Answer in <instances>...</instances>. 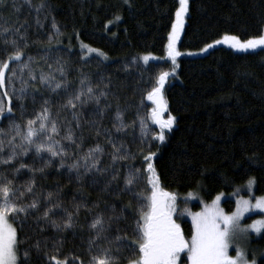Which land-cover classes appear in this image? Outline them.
<instances>
[{
    "label": "trees",
    "instance_id": "trees-1",
    "mask_svg": "<svg viewBox=\"0 0 264 264\" xmlns=\"http://www.w3.org/2000/svg\"><path fill=\"white\" fill-rule=\"evenodd\" d=\"M41 2L47 7L39 14V24L34 8L24 0H7V5L0 7V25H24L21 31H26L28 42L24 59L32 58L30 68L37 76L33 81L29 79V70L18 73L19 86L26 88L29 99L27 111L22 113L17 106L14 113L18 123L26 124L28 119L35 118L45 100L49 101L53 117L59 112L61 130L56 139L67 146L65 166L61 168L60 158H52L47 152L41 154L43 160L36 159L34 164V151L23 159L34 168L44 167V160L50 159L52 163L43 173L36 172L37 194L59 192L65 208L75 211L80 205V209L75 217L76 227L61 233L44 221H39L37 227L34 217L22 228L15 224L19 238L26 241L21 255L23 249L40 239L42 245L47 240L51 256L55 254L53 245L62 241L56 245L60 249L58 259L68 264H88L89 241L94 235L88 225L96 215H110L112 207L119 213L130 205L119 224L113 225L111 234L115 235L119 227L129 242L135 239L133 229L140 205L134 194L142 196L146 189L145 157L150 153L155 154L151 163L163 190L179 194L197 190L205 202H210L219 194H232L252 178L255 195L264 194V47L239 50L230 43H216L225 36H236L240 42L261 36L264 0H189L179 41L176 80L164 91V116L175 117L164 142L152 139L155 129L148 122L146 95L168 63H144L143 58L165 53L178 0H32L34 5ZM95 51L104 56H97ZM60 65L64 68L63 77L57 71ZM41 72H51L69 92L82 87L81 81H85V89L93 87L100 103L97 106L90 101L77 109L80 129L75 128L71 110H60L67 100L64 90L53 92L41 85ZM0 94L4 98L2 89ZM32 94L36 96L34 105ZM9 98L15 101V97ZM98 109L104 112L103 116ZM117 109L122 112L125 125L120 131L114 127ZM7 116L0 118L4 128L9 123ZM141 118L151 130L147 138L142 137ZM66 120L72 121L77 143L83 138L82 149L62 139L66 135ZM94 120L98 122L95 125L91 123ZM104 132H110L117 147L122 146L120 154L127 155L114 167L110 155L113 148L106 142ZM97 143L105 148L98 165L102 171L86 172L80 167L78 179L77 170L69 171L68 165L74 161L83 165L79 156ZM137 169L141 178L132 191H124L125 178ZM31 175L24 170L17 183L24 184ZM113 175L119 179L113 180ZM30 201L31 197L26 203ZM223 207L231 212L234 201L225 200ZM62 215L52 218L60 222ZM182 227L185 235H190L189 223L182 222ZM40 228L45 230L41 232ZM99 243L101 247L107 246L105 241ZM253 244L260 254L256 264H264V233L253 239ZM124 257L120 264H127L131 258L127 253ZM29 264H48V260L32 249Z\"/></svg>",
    "mask_w": 264,
    "mask_h": 264
},
{
    "label": "snow or ice",
    "instance_id": "snow-or-ice-1",
    "mask_svg": "<svg viewBox=\"0 0 264 264\" xmlns=\"http://www.w3.org/2000/svg\"><path fill=\"white\" fill-rule=\"evenodd\" d=\"M24 2L30 8H34L37 13L36 22L39 24V14L47 5L43 2L34 5L32 0H24ZM6 5L7 0H0V7ZM178 5L167 46L168 55L172 58L173 63H175V58L180 55L176 51L175 45L179 39L180 30L184 26L185 15L189 12V0H178ZM16 10L18 11V9ZM55 27L53 24V28ZM22 28L24 25H0V89L4 90L3 96L5 98L4 101H0V118H4L5 113H7L9 121L7 128L0 126V264H29L32 249H35L38 254L43 253L48 264H67L66 260L58 259L60 249L56 245L62 244V241H57L53 245L55 254L51 256L48 255L47 240L42 245L40 239H36L31 247L23 249L21 255V246L26 241L19 238L18 228L14 226L19 224L22 228L30 218L34 217L38 222L37 227H39V221H44L45 225L50 224L57 233L65 232L76 227L75 217L78 216L80 209V205L76 206L75 211H69L65 208L59 199V192H48L46 196L37 194L36 172L43 173L44 168L52 163L50 159L44 160V167L41 168H34L32 164L23 159L34 151V164L36 159L43 160L41 154L47 152L52 158L59 157L61 160L60 167L63 168L65 166L64 159L68 157V151L67 146L63 145L61 140L56 139L61 130L59 112L56 117H53L48 106V100L44 101L34 119H28L26 124L16 121L14 108L18 106L22 113L27 111L26 101L29 99V95L25 87L15 89V78L18 73L23 74L27 69L29 70V79L37 80L34 70L30 68V64L34 61L31 57H28L27 60L24 59L28 42L26 31L22 33ZM216 43H230L231 47L239 50L256 49L258 46H264V35L245 42H240L236 36H225L222 41ZM208 47H212V45H208ZM143 59L147 62L149 58L144 57ZM57 71L60 72L61 77L64 76L63 65H60ZM167 76V73L161 74L157 80V87H154L147 95V99L155 105L151 110L149 119L160 129L159 133L152 135V139L160 142L165 141V130L170 131L175 122V117L170 114L167 120L162 119L163 112L167 110V104L162 96V88ZM38 79L41 85H46L53 92L59 89L64 90L67 100L60 105V110H71L76 129L82 127L77 109L83 108L90 101H95L97 106L100 103L99 97L93 94V87L89 85L85 89V81L80 82L82 87L78 90L69 92L68 88L59 82L51 72H41ZM21 82L27 83L23 80ZM9 86L13 87L15 101L9 98L7 91ZM30 99L34 105L36 103L35 94H32ZM98 114L103 116L104 112L98 109ZM114 121V127L117 131L125 127L123 114L119 109L116 111ZM91 123L95 125L98 122L94 120ZM63 126L66 129V135L62 139L69 141L76 148L82 149L83 138L81 137V142L77 143L72 121L66 120ZM140 126L142 137L147 138L151 130L143 118L140 120ZM103 134L108 137L106 142L112 145L113 151L110 155L114 167L118 160H126L127 155L120 154L122 146L117 147L110 132ZM100 135L101 131L98 127L96 136L99 137ZM104 154L105 148L97 143L94 147L89 148L87 153L79 156L78 159L83 160L84 164L81 165L78 161H74L68 165L69 171L77 170L78 179L80 178V167H84L86 172L93 169L102 171L98 165L101 162L100 157ZM154 155L150 153L145 157L147 171L153 174L154 167L151 160ZM24 170L32 175L28 181L21 185L17 183V179L24 174ZM140 178L139 169L135 173L130 172L125 178L124 191H132L136 181ZM112 179L118 180L119 177L113 175ZM253 182L250 180L249 185ZM149 183L152 187L150 196L144 197L139 193L134 194L140 207L133 229L135 239L131 242L128 241L126 235L121 234L122 230L119 227H116L115 235L111 234L113 225L119 224L130 205L121 208L119 213L115 207H112L110 215L99 214L94 216L88 225L94 233L89 241L88 264H120L121 259L125 258V253L131 257L128 259V264H178V261L181 260V254L186 255L187 264H256L255 259L251 261L245 259L244 253L239 249H237L235 257L229 255L230 241L235 232L237 230L247 231V229L240 227V220L244 213L249 210L248 201H238L237 210L231 215H226L219 208V197L213 201L212 206H205L202 212L189 213L192 218V234L190 238H186L180 224L173 218L176 198L159 189L158 179L150 177ZM30 197L31 201L26 203ZM255 207L264 209V199L258 200ZM61 213L63 215L60 222L52 218L60 216ZM251 227L254 231L259 232L260 228L264 227V221H256ZM44 230V228H40L41 232ZM100 241H105L107 246L101 247Z\"/></svg>",
    "mask_w": 264,
    "mask_h": 264
},
{
    "label": "rangeland",
    "instance_id": "rangeland-1",
    "mask_svg": "<svg viewBox=\"0 0 264 264\" xmlns=\"http://www.w3.org/2000/svg\"><path fill=\"white\" fill-rule=\"evenodd\" d=\"M186 17H187V14L185 15V18H184V25H185ZM183 28H184V26H183ZM183 28L180 30L179 39L176 41V45H175L176 51H178L179 53H180L179 41H180V38H181V35L183 32ZM262 35H264V31H263ZM262 47H264V46H258L256 49L262 48ZM248 50H251V49H248ZM95 53L99 57L104 56L101 52L95 51ZM144 57L149 58L147 60V63H149V62L157 63V64L158 63L163 64L166 62L168 63V68L163 69V71L157 76L155 83H154V86H153V88L157 87V80L161 74H164V73L168 74V76L166 77L164 86L162 88V96H163V99L165 100V98H164L165 88L168 85H170L174 80H176L179 56H177L175 58V63H173L172 58H170L168 55V47H167L165 53L161 56L160 55H145ZM143 62L146 63L145 60H143ZM15 81H16L15 82V89L18 90V89H20L21 86H19V81H18L17 77L15 78ZM7 91L9 93V96L15 97L13 95V87L9 86L7 88ZM147 95H146V102L149 105L148 122H149L150 126H152L155 129V134H157L160 131L159 127L157 125L153 124L151 119H149L151 110L153 107H155V105H153V103L147 99ZM0 101H4V98L2 97L1 94H0ZM164 112L162 114V119L167 120V118H165V116H164V114H165ZM5 115H7V113H5ZM168 131L169 130L166 129L165 133H167ZM156 141H159V140H156ZM150 177L152 179H156L154 174L149 173L146 169L145 173H144V182L146 184V189L142 191V196H144V197L151 195L152 187H151V184L149 183ZM250 180L254 181V179L251 178L242 187L236 189L232 194H230V195L219 194L210 202H205L202 198V194L199 193V191H197V190L188 192L186 194H179L176 192L163 190L162 187L160 186V184L159 183L158 184H159V189L161 191L167 192L176 198L175 199V211H174L173 218L176 220V222L178 224H180L183 232H184V230L182 227V222L186 221L189 223L191 233L188 236L185 235L186 238H190L191 234H192V218H191V215L189 213L195 214L198 212H202L204 210L205 206H212L213 201H215L216 198L219 197V201H218L219 208L221 210H223V212L226 215H231L232 213H234L237 210V202L238 201L239 202L248 201L249 205H250L249 210L244 213V215L241 217V220H240V227L242 229H247V231L237 230L235 232V234L233 235V237L231 238V241H230L229 255L235 257L236 251H237V249H239L244 253L245 259H247L249 261H251L252 259H255L257 262V259H258L260 254L258 253V249H257L256 245L253 244V239L259 238L264 233V227H261L260 231L257 232V231H254L251 226L256 221H264V209L255 207L258 200L264 199V194L261 196L255 195V193H254L255 181L251 185H249ZM227 199H232L234 201V209L229 213L226 212L224 210V207H223V203ZM61 261H64V260H61ZM67 264H68V262H67ZM178 264H187L186 255L181 254V260L178 261Z\"/></svg>",
    "mask_w": 264,
    "mask_h": 264
}]
</instances>
